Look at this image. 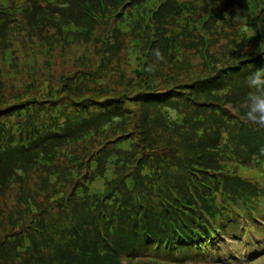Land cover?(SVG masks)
Listing matches in <instances>:
<instances>
[{"label":"trees","instance_id":"obj_1","mask_svg":"<svg viewBox=\"0 0 264 264\" xmlns=\"http://www.w3.org/2000/svg\"><path fill=\"white\" fill-rule=\"evenodd\" d=\"M40 1L0 0V45L8 28L48 55L90 41L96 64L46 60L51 79L13 92L0 67V264H215L225 236L264 234V120L247 115L264 0Z\"/></svg>","mask_w":264,"mask_h":264},{"label":"rangeland","instance_id":"obj_2","mask_svg":"<svg viewBox=\"0 0 264 264\" xmlns=\"http://www.w3.org/2000/svg\"><path fill=\"white\" fill-rule=\"evenodd\" d=\"M1 1L3 5H9L12 4L14 1L22 2L23 0H1ZM43 1H47V0H41L40 2L44 4ZM52 1L57 3V0H52ZM66 3L63 6L64 9L66 8ZM61 12L63 11H60V15L66 14L65 12L63 13ZM16 35H18V32H16ZM19 35H21V33H19ZM11 36H12L11 30L8 28V34L6 40L2 42L0 47L3 46V44L6 42V47H9L10 50L15 49L16 51L18 49L19 55L22 56L20 58L21 63L25 65L24 72L21 75L19 71H16L14 68L13 69L11 68V61L13 59V55H11V53L9 54V51H5L3 54L2 53L0 54V64H1L0 67L2 68V79L9 84V86L11 87L10 90L11 92L18 90V88H20L22 84H25L27 81H29L28 76H30L32 69L38 68L37 73L44 72L41 75V78L45 79L46 75L48 76V72L46 71V69H52L53 72L60 73L65 68H66L65 70L68 69L71 70L73 67H80L83 64H86L93 69L94 65L96 64V57L94 54L93 43L90 41L85 43H83L82 41L71 43L70 46L66 47V50L61 49V51L59 50L57 53H54L53 55H48L46 51L38 50V45L42 44L38 39H35L34 43H29L27 49H22L19 46L20 43L18 41L13 40L14 37L12 38ZM26 39L27 38H25V40ZM132 43H134V41H132L131 44ZM21 44L23 45V43ZM137 56H138L137 52H132V51L130 52V50L127 49L119 54V65L127 69L129 67H135L137 64V60H136ZM5 57L8 61L4 60ZM51 59L53 61L51 63L50 68L43 69L42 71L41 70L42 64L44 62H47L46 60L51 61ZM179 59H184V58L181 55ZM189 61L191 64L198 66L197 60L190 57ZM105 70L108 71L109 73L110 72L112 73L113 70L116 72L117 68L116 67L113 68L110 66V67H106ZM106 78L107 77H103L102 79H106ZM48 79H51L50 76H48ZM9 191H10L9 193H13L15 191V187L13 186ZM230 236L234 237L235 235H230ZM233 264H247V261H245V258H243V260L239 262H236L235 260ZM255 264H264V256L260 260H257Z\"/></svg>","mask_w":264,"mask_h":264},{"label":"clouds","instance_id":"obj_3","mask_svg":"<svg viewBox=\"0 0 264 264\" xmlns=\"http://www.w3.org/2000/svg\"><path fill=\"white\" fill-rule=\"evenodd\" d=\"M251 83L258 90L264 88V69L256 70L251 77ZM249 101L251 107L247 113L248 118L251 120H264V94H251Z\"/></svg>","mask_w":264,"mask_h":264}]
</instances>
